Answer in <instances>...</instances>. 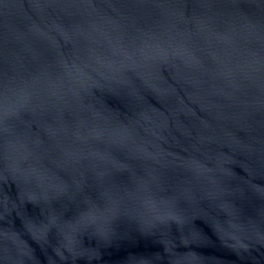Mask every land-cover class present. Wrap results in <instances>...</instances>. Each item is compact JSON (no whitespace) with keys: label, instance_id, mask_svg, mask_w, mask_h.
<instances>
[{"label":"water","instance_id":"water-1","mask_svg":"<svg viewBox=\"0 0 264 264\" xmlns=\"http://www.w3.org/2000/svg\"><path fill=\"white\" fill-rule=\"evenodd\" d=\"M0 264H264V0H0Z\"/></svg>","mask_w":264,"mask_h":264}]
</instances>
